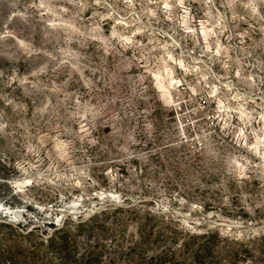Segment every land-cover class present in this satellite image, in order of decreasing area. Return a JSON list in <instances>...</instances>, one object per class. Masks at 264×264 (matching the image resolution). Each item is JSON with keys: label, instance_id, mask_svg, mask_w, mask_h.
Wrapping results in <instances>:
<instances>
[{"label": "rangeland", "instance_id": "obj_1", "mask_svg": "<svg viewBox=\"0 0 264 264\" xmlns=\"http://www.w3.org/2000/svg\"><path fill=\"white\" fill-rule=\"evenodd\" d=\"M0 264H264V0H0Z\"/></svg>", "mask_w": 264, "mask_h": 264}]
</instances>
